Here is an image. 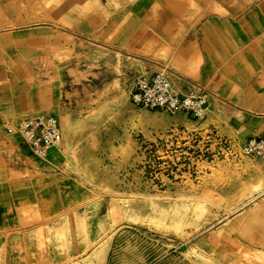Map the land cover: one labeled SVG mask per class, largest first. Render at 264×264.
I'll list each match as a JSON object with an SVG mask.
<instances>
[{"label":"crops","instance_id":"1","mask_svg":"<svg viewBox=\"0 0 264 264\" xmlns=\"http://www.w3.org/2000/svg\"><path fill=\"white\" fill-rule=\"evenodd\" d=\"M5 1L0 0L3 264H65L69 258L87 256L100 241H92L95 233L103 235L106 228L104 201L95 197L65 215L66 242L58 223V195L66 183L58 177L62 170L55 158L61 148L36 157L17 133L6 130L20 116L35 114L21 110V79L24 63L37 52L35 42L44 37L55 36L50 41L56 45L82 40L111 46L142 62L144 70L137 73L165 68L175 90L205 89L208 111L202 120L141 109L143 125L137 130L146 135L151 128L172 125L212 128L242 143L264 131V0H115L117 6L104 22L100 9L91 11L81 1L56 3L48 15ZM251 179L259 185L260 177ZM261 184L222 223L228 242L239 250L264 253V178ZM226 250H231L229 245Z\"/></svg>","mask_w":264,"mask_h":264},{"label":"rangeland","instance_id":"2","mask_svg":"<svg viewBox=\"0 0 264 264\" xmlns=\"http://www.w3.org/2000/svg\"><path fill=\"white\" fill-rule=\"evenodd\" d=\"M7 1L48 15L56 3L72 0ZM73 1L100 9L103 22L117 6L115 0ZM54 37L35 42L37 52L24 63L21 110L55 113L61 125L55 158L67 183L58 195L62 237L68 242L65 215L95 197L104 201L106 223L103 235L92 236L100 240L94 249L65 264H264L263 252L228 242L222 225L242 198L263 186L264 164L248 156L226 159L227 137L212 128L137 130L141 109L167 113L137 108L126 97L124 86L144 70L142 62L82 40L56 45ZM187 131L192 137L183 139Z\"/></svg>","mask_w":264,"mask_h":264},{"label":"built area","instance_id":"3","mask_svg":"<svg viewBox=\"0 0 264 264\" xmlns=\"http://www.w3.org/2000/svg\"><path fill=\"white\" fill-rule=\"evenodd\" d=\"M126 97L137 108L161 109L169 114L185 113L194 120H202L208 111L207 92L201 86L177 91L165 68L139 72L124 86ZM8 132L17 133L36 157H46L50 149L61 148L62 134L59 119L47 112L24 114L15 125H6ZM191 138V131L182 133ZM229 143L224 148L226 159L248 156L264 164V131L242 143Z\"/></svg>","mask_w":264,"mask_h":264}]
</instances>
